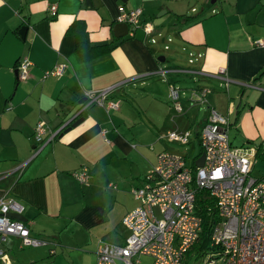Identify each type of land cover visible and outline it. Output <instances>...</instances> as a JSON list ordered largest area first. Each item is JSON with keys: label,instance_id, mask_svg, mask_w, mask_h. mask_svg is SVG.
Listing matches in <instances>:
<instances>
[{"label": "crops", "instance_id": "0c3cea01", "mask_svg": "<svg viewBox=\"0 0 264 264\" xmlns=\"http://www.w3.org/2000/svg\"><path fill=\"white\" fill-rule=\"evenodd\" d=\"M121 6L143 9L156 27L155 44L142 30L131 35L132 27L116 36ZM78 20L83 27L69 30ZM77 35L89 44L79 49ZM263 39L264 0H0V188L23 204L32 234L51 242L22 247L12 237L4 245L8 262L0 264H97L102 241L123 244L128 237L122 219L138 206L133 191L160 152L184 155L196 166L210 106L229 118L234 144L259 149L264 47L256 41ZM190 53H201L200 61L191 65ZM23 59L31 62L24 80L17 72ZM60 64L61 75L44 77ZM174 67L200 73H154ZM170 83L180 89L182 112L169 106ZM104 89H113L117 110H86L77 118L82 123L39 150L37 123L59 128L76 115L85 91ZM172 130L190 131L191 151L162 138ZM84 167L90 178L82 183L74 173ZM151 263L140 258L139 264Z\"/></svg>", "mask_w": 264, "mask_h": 264}, {"label": "built area", "instance_id": "2783aa9c", "mask_svg": "<svg viewBox=\"0 0 264 264\" xmlns=\"http://www.w3.org/2000/svg\"><path fill=\"white\" fill-rule=\"evenodd\" d=\"M52 15L57 6L51 5ZM119 23L132 27L129 32L142 30L155 44L156 27L144 18L141 7L119 8ZM161 36V34H158ZM264 47V39L256 41ZM165 50L169 45L164 46ZM189 63L200 61L202 54H189ZM31 62L19 61L18 77L26 79ZM65 66L58 65L45 72V76L61 75ZM197 74L192 68H161L155 74L166 78L169 73ZM153 73V74H154ZM219 74V73H218ZM220 74H225L224 70ZM113 89L85 91L84 100L76 115L59 128L47 129L43 122L35 127L37 147L41 151L52 143L86 110L100 106L107 111L117 110L120 102L112 98ZM207 91L199 93L202 100ZM169 101L177 112H182L180 89L170 83ZM9 109V108H8ZM229 118L210 106L206 121L201 126L198 139L202 167L190 166L187 157L167 150L159 153L156 164L142 180L133 194L139 204L122 219L129 230L123 244L102 241L97 250V264H139L143 256L152 259L151 264H264V178L252 175L258 160V147L251 144L235 145L230 137ZM190 131L172 130L162 138L168 142L187 145ZM36 151L30 159L39 153ZM264 153V142L261 146ZM28 161L19 165L24 167ZM82 183L90 178L86 167L74 173ZM5 176H0V182ZM206 191L213 205L215 221L211 225L209 250L199 255L189 252L196 246L202 233V217L197 209V195ZM24 206L11 190L0 188V262L7 263L5 243L12 237L21 241L22 247L47 246L51 242L32 234L28 223L11 216L23 214ZM52 252H54L52 250Z\"/></svg>", "mask_w": 264, "mask_h": 264}, {"label": "trees", "instance_id": "16d2710c", "mask_svg": "<svg viewBox=\"0 0 264 264\" xmlns=\"http://www.w3.org/2000/svg\"><path fill=\"white\" fill-rule=\"evenodd\" d=\"M187 22H191L194 20L193 18H186ZM81 24L83 27V23L78 20L75 21L72 26L69 28L72 29L74 25ZM77 43H78V48L80 49L83 44H89V40L81 35H77ZM105 47V46H103ZM75 122V121H74ZM73 122V123H74ZM261 147L258 149V158H264V155L260 153ZM197 209L199 215L202 217V233L200 235V239L198 240L196 246L189 252L188 258L192 253L196 254H203L205 251L209 250V244H210V233H211V225L215 221V212L211 213L212 211H209V207L213 205L212 200L207 196L206 191H200L197 195Z\"/></svg>", "mask_w": 264, "mask_h": 264}, {"label": "water", "instance_id": "95a60500", "mask_svg": "<svg viewBox=\"0 0 264 264\" xmlns=\"http://www.w3.org/2000/svg\"><path fill=\"white\" fill-rule=\"evenodd\" d=\"M213 3L216 1V0H212ZM28 30V27L27 26H23L21 28V33L23 35V37H25L26 35V32ZM128 33V25L126 23H118L116 26H115V34L117 37H123L125 36L126 34ZM161 60H164L163 57L160 58ZM193 100H199V98L194 95ZM84 120L83 117L77 119L71 126H69L67 129H65V132H68L70 131L72 128L78 126L80 123H82ZM204 165V155L202 154L196 161V166L197 167H202ZM12 217L14 218H17L21 221H26V218L24 217L23 214H15V213H12L11 214Z\"/></svg>", "mask_w": 264, "mask_h": 264}, {"label": "rangeland", "instance_id": "374dc122", "mask_svg": "<svg viewBox=\"0 0 264 264\" xmlns=\"http://www.w3.org/2000/svg\"><path fill=\"white\" fill-rule=\"evenodd\" d=\"M188 97H189V99L191 98V93H189L188 94ZM181 98H182V100H184V98H185V95H182L181 96ZM190 103V102H189ZM202 107H200V108H204V107H206V104H200ZM169 106L175 111V109L173 108V106H172V104H171V102L169 101ZM204 106V107H203ZM176 113V112H175ZM177 115H180V114H178L177 113ZM178 124V123H177ZM178 125H180V124H178ZM235 145H237L238 146V144H235ZM254 146H256V145H254ZM184 147V149H186V150H189V151H191V147H190V145H185V146H183ZM197 151H199V149L197 148ZM191 159V158H190ZM252 175L255 177V178H258V179H260V178H264V158L262 157V158H258V160H257V162L255 163V165H254V167H253V171H252ZM107 186V184L104 186V187H106ZM109 191V190H108ZM123 229V228H122ZM122 231H124V232H126L127 230L126 229H123ZM123 232V233H124ZM199 264H203V263H199Z\"/></svg>", "mask_w": 264, "mask_h": 264}]
</instances>
